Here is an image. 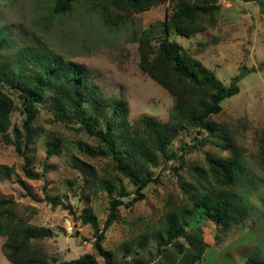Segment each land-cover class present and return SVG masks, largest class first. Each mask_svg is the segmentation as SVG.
Listing matches in <instances>:
<instances>
[{"label":"rangeland","instance_id":"1","mask_svg":"<svg viewBox=\"0 0 264 264\" xmlns=\"http://www.w3.org/2000/svg\"><path fill=\"white\" fill-rule=\"evenodd\" d=\"M55 1L0 0L2 59L16 73L24 65L30 73H42L45 61L54 57L62 64H82L86 86L111 103L99 118V128H104L113 104L126 107L129 128L119 122L120 142L146 117L169 122L175 102L140 69L136 40L140 34L147 33L154 45L167 34L181 45L188 61H200L224 85L240 74L242 66L239 92L223 100L221 111L211 119L227 125L240 147L238 178L229 188L245 214L219 232L200 208L192 209L186 214L185 228L190 231L199 225L203 230L207 246L195 264H244L250 255L264 258V0H216L220 6L216 26L189 36L171 28L167 33L163 27L165 13L172 12L174 2L134 12L124 23L110 26L103 22L101 10L106 0H77L69 11L52 15ZM2 87L13 98L14 107L11 126L0 133V164L11 168L9 174L0 173V192L12 197L23 219L42 232L39 244L50 264L86 254L106 264L93 247L94 224L102 229L110 199L120 197L126 203L135 196L134 184L109 157L87 153L88 146L97 144L96 137L76 119L56 116L51 90L36 103L34 137L25 148L20 89L7 83ZM208 152L217 154L212 137L203 128L187 127L166 147L165 155H157L147 165L149 175L158 181L144 188L143 199L120 205L118 218L105 230L102 244L112 264L163 260L169 246L162 244L158 249L157 242L162 241L165 213L174 202L190 204L182 187L190 188L192 183L186 168L201 165ZM181 155L183 168L179 167ZM107 179H112L111 194ZM120 191L125 195L119 196ZM5 241L6 236H0V264H11L2 251ZM177 241L188 244L184 237Z\"/></svg>","mask_w":264,"mask_h":264},{"label":"trees","instance_id":"2","mask_svg":"<svg viewBox=\"0 0 264 264\" xmlns=\"http://www.w3.org/2000/svg\"><path fill=\"white\" fill-rule=\"evenodd\" d=\"M77 0H56L51 14L65 13ZM101 7L105 12L103 22L118 26L126 21L130 14L140 12L165 2H174L172 12L165 13L163 27L173 29L176 34L189 36L216 26V15L220 6L216 0H106ZM113 10H111V9ZM136 38V36H135ZM138 42L139 67L173 97L174 105L171 120L167 123L152 118H144L143 124H136L131 134H126L121 142L116 136L119 122L126 128V107L123 103L113 104L104 128H99V118L109 106L110 101L94 89L86 86L85 69L82 64L72 61L62 64L57 57L45 61L42 73L28 72L26 65L16 73L2 59L5 39L0 36V133L7 130L11 122L14 100L6 92L2 83L18 87L22 97L25 118L22 122L24 147L33 140L32 125L36 118V103L49 90L52 91L51 104L59 118L76 119L87 132L96 137L97 144L88 146L87 153L107 156L115 168L125 175L135 186V196L126 203L120 197L109 201L108 216L102 229L94 224V250L106 264L111 263L110 252L103 247L105 230L118 218V207L123 203L131 205L145 197L144 188L156 177L148 173L147 165L155 162L157 155H165L166 147L173 142L179 132L187 127L203 128L211 137L217 154L206 153L204 161L187 167L191 172V182L182 186L190 204L173 203V208L165 213L162 244L169 246L165 257L157 264H195L206 249L203 230L199 225L186 230L189 210L201 209L203 217L211 219L220 231L227 230L233 222H240L245 209L240 206L237 197L229 186L238 178L241 150L227 125L211 119L221 111V102L239 92L238 81L242 75L233 76L228 85L222 84L214 74L200 61H188L182 54L181 45L169 40L168 35L160 39L157 45L152 43L147 33L136 38ZM60 69H63L62 72ZM68 76V77H67ZM67 77V78H66ZM78 80H75V79ZM90 104L84 107V102ZM89 111L86 115L85 111ZM202 142V141H200ZM52 144H55L54 142ZM15 149L20 151L18 145ZM226 152L225 155L222 153ZM185 159L180 156L179 167L183 168ZM189 168V169H188ZM11 168L0 164V173L9 174ZM112 179L105 185L112 192ZM125 193L120 191L119 196ZM47 200L53 199L47 195ZM94 223V222H93ZM92 223V224H93ZM0 236H6L2 251L11 264H50L48 254L41 248L39 241L42 232L26 222L12 197L0 192ZM184 237L188 244L178 242ZM218 236L215 235V238ZM159 253V252H158ZM62 264H98L94 255L86 254ZM244 264H264V258L250 255Z\"/></svg>","mask_w":264,"mask_h":264},{"label":"crops","instance_id":"3","mask_svg":"<svg viewBox=\"0 0 264 264\" xmlns=\"http://www.w3.org/2000/svg\"><path fill=\"white\" fill-rule=\"evenodd\" d=\"M164 3H161V4H159V5H156V6H162ZM156 6H152V7H156ZM150 9V8H149ZM148 10V9H147ZM163 21H164V19H163Z\"/></svg>","mask_w":264,"mask_h":264}]
</instances>
